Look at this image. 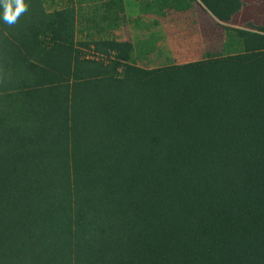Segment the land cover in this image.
I'll return each mask as SVG.
<instances>
[{
    "label": "trees",
    "instance_id": "trees-1",
    "mask_svg": "<svg viewBox=\"0 0 264 264\" xmlns=\"http://www.w3.org/2000/svg\"><path fill=\"white\" fill-rule=\"evenodd\" d=\"M12 1L0 264H264V23L232 26L244 0H139L199 4L222 29L200 60L155 68L101 35L113 8L77 22L74 6Z\"/></svg>",
    "mask_w": 264,
    "mask_h": 264
},
{
    "label": "rangeland",
    "instance_id": "rangeland-1",
    "mask_svg": "<svg viewBox=\"0 0 264 264\" xmlns=\"http://www.w3.org/2000/svg\"><path fill=\"white\" fill-rule=\"evenodd\" d=\"M18 1L13 0L12 5L19 6ZM87 1L79 4L77 0H47L45 6L50 11L74 6L77 22L89 15L95 7L98 9L108 8L112 11L114 9L120 16L116 20V26L108 27L101 21V24H97L104 26V32L101 35L113 39L132 40L136 44L137 60L135 61L145 68L200 60L207 50L217 49L221 42L222 29L218 22L199 4H194L186 11H176L170 8L161 10V7L150 4L153 10L143 13L140 11L139 0H115L114 6L111 5L113 1L110 0ZM145 1L152 2V0ZM244 2L245 7L237 15L232 26L241 27L248 21L255 24L264 23V0H244ZM144 5L147 8L149 4L145 3ZM92 20L88 18L89 23L84 20L82 25L85 28L86 25L91 27V25L93 26L90 24L93 22ZM81 48L86 51L87 55L92 56L91 50Z\"/></svg>",
    "mask_w": 264,
    "mask_h": 264
}]
</instances>
